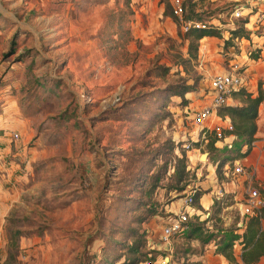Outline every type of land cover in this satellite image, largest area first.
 <instances>
[{"label":"rangeland","instance_id":"obj_1","mask_svg":"<svg viewBox=\"0 0 264 264\" xmlns=\"http://www.w3.org/2000/svg\"><path fill=\"white\" fill-rule=\"evenodd\" d=\"M185 4L186 16L220 32L200 41L197 58L170 0H0V139H8L3 161L13 167L0 190L9 200L0 264L144 260L161 218L192 189L209 199L214 178L224 179L223 169L211 174L213 152L196 140L191 115L207 100L210 76L227 66L223 52L249 63L250 91L262 88L256 66L264 57L250 63L240 54L264 45V26L251 31L252 16L249 38L237 41L230 0ZM255 135L264 137L262 119ZM183 153L187 175L178 182ZM213 202L194 214L213 217L204 227L241 226L233 200ZM171 244L168 264H206L207 245L197 239L181 234Z\"/></svg>","mask_w":264,"mask_h":264},{"label":"trees","instance_id":"obj_2","mask_svg":"<svg viewBox=\"0 0 264 264\" xmlns=\"http://www.w3.org/2000/svg\"><path fill=\"white\" fill-rule=\"evenodd\" d=\"M184 6L186 4L184 0ZM171 16V10H170ZM193 14V15H192ZM187 19L195 18L201 20L199 16H196L193 12L191 16H186ZM174 18V16H173ZM239 24L237 28L231 30L230 38H249L250 31L245 28V19L238 20ZM185 38L189 40V48L194 50L193 57L197 58V51L200 45V41L205 37H220V32L216 30L214 26H209L206 29H191L184 33ZM226 42H228L226 40ZM261 49L258 48L252 53V58L257 60L260 58ZM194 86H185L180 90L177 95L184 97V95L191 91ZM231 97L238 99L240 105H224L218 108L219 115L228 116L232 124L233 129L231 131H224V134H232L234 137L230 145H223L222 147L216 146L217 138L214 132L206 134L205 138L210 151L213 152V164L216 166L215 173L220 174L221 169L227 163H232L236 159H242L246 157L253 146L255 140V133L257 131L256 119L258 116V109L263 101V91L260 87L257 94L241 88L230 94ZM202 133V132H201ZM201 135V134H200ZM186 152V151H184ZM221 158V160H219ZM179 166L177 170V181H182L187 175L186 166L184 164V153L178 158ZM218 180H221L218 179ZM178 191H182L183 187L175 188ZM261 195L264 197V190L260 189ZM203 192L198 191L194 194V202L196 208H200V198L203 196ZM232 200L230 195H222L219 198L213 197V205L217 202L225 200ZM213 217L200 221L197 215H193L187 222V229L181 234H185L187 239H197L203 245H208L214 242L215 253L221 254L228 264H257L261 258H264V207L259 210L255 215L245 216L241 222V226H236L237 223L229 227L216 228L209 230L204 227L203 223L211 220ZM18 231V230H16ZM22 232H18L20 236ZM236 244L240 245V259L241 263L236 260L234 254V247ZM10 247V246H9ZM137 251L136 246L132 247ZM146 259L154 260L158 255V251H146ZM144 260H135L128 264H139Z\"/></svg>","mask_w":264,"mask_h":264},{"label":"built area","instance_id":"obj_3","mask_svg":"<svg viewBox=\"0 0 264 264\" xmlns=\"http://www.w3.org/2000/svg\"><path fill=\"white\" fill-rule=\"evenodd\" d=\"M170 6L172 15L179 20L180 28L184 33L191 29L199 30L214 26V24L199 19H187L185 17L184 0H170ZM228 9L230 18L246 20L245 27L248 25L247 23L251 20V17L254 16L255 28L251 30L253 32L258 30L261 25L264 26V0H230ZM240 39L243 40V38ZM236 40L238 41L237 38ZM255 50H247L244 53L241 52L240 55L244 56V59L248 62H254L255 59L251 56ZM233 56L234 54L229 52L221 54V57L227 60L228 64L221 71L215 72L210 76L208 82L209 102L192 112L191 124L199 129V132L196 134V140L199 137L206 140V134L214 132L217 138L216 143H220L222 146L230 145L231 143V141H226L229 135L224 134V131H231L233 129L230 119L228 116L219 115L217 110L219 107L227 104V99L232 92L241 88L250 91L249 86H251V82L243 75L244 70H247L245 67L249 66V63L242 62L243 60H239V57L235 56L233 58ZM14 137L17 139V134H14ZM183 147L188 151L190 144L185 143ZM231 165H233L232 168L229 166V163L223 166L224 174L232 179H243V182H245L243 184L241 202L237 206L238 210L244 216L257 214L264 207V197L261 195L259 187L253 184L250 170L245 168L241 159L234 160ZM194 192V189H192L184 197L182 205L177 211L161 218V232L158 237L159 241L156 243L159 244V247L155 244L148 248L149 251H158L156 259H146L139 264H168L169 258L166 257L167 260L165 261L164 254L172 252L171 239L187 229V222L194 214H197V208L193 204ZM216 196L218 198L222 196V190L216 192Z\"/></svg>","mask_w":264,"mask_h":264},{"label":"crops","instance_id":"obj_4","mask_svg":"<svg viewBox=\"0 0 264 264\" xmlns=\"http://www.w3.org/2000/svg\"><path fill=\"white\" fill-rule=\"evenodd\" d=\"M205 38H214V37H205ZM251 40L253 42L255 41L254 39H251ZM257 47L261 48L260 56L263 58L264 57V45L263 46L257 45ZM257 65L258 66H256V72L260 73V71L264 69V60L260 61V63L257 62ZM223 68L224 67H222V69ZM251 91L255 93L253 89H251ZM262 91H263V97H264V85L262 86ZM206 97H207V100L204 102L205 104L209 102L208 94ZM263 102H264V98L258 109V116L256 119V124L258 123L259 119H262L264 121V115L261 116V109L263 106ZM237 104L238 102L232 97H229L227 99L226 105H237ZM232 139H233V135H229L227 136L226 141H232ZM7 140H8L7 138L0 139V144H4V147H2V150L0 149V190H2L3 185H6L10 181L11 176H12V170H13L12 166L8 167L6 163L3 161V156L8 151L7 146L5 145V144H8ZM216 146L221 147L222 144L216 143ZM241 161L247 168H249L251 175H252V179L254 181L253 184L257 185L260 189L264 190V137L256 138V135H255V140L253 141V146H252L250 153L246 157L242 158ZM211 174L215 175L214 166L212 167ZM222 174L224 176V179L218 180L217 178H214L215 181L212 184V189L210 191L209 199L207 198L206 194H203V196L200 198V202L205 201L207 205L212 203L213 197L218 198L216 196V192H218L219 190H222V195L224 196L230 195L234 202V206L237 207L238 204L241 202L240 199L242 198V195H243L242 190H243V184L245 182H243V179L241 180L232 179L226 176L224 172H222ZM2 196L6 197L5 194L4 195L0 194V197ZM8 211H9V200H0V236H1L2 223L5 220L4 218L7 215ZM4 245H5V241L1 242V237H0V250L1 251ZM205 249L206 250L202 256V259L206 261V264H228V261L221 254L215 253V246L207 245L205 246ZM234 254H235L236 260L239 263H241L239 244L235 245ZM4 260H5V253H4V256L0 254V261L3 262ZM257 264H264V258H261Z\"/></svg>","mask_w":264,"mask_h":264},{"label":"water","instance_id":"obj_5","mask_svg":"<svg viewBox=\"0 0 264 264\" xmlns=\"http://www.w3.org/2000/svg\"><path fill=\"white\" fill-rule=\"evenodd\" d=\"M206 157H207V154H202V155H201V158H202V159H205Z\"/></svg>","mask_w":264,"mask_h":264}]
</instances>
